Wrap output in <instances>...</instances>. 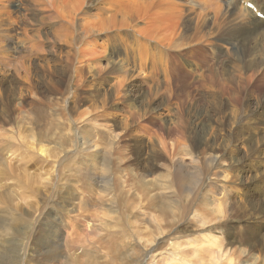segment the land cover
I'll return each instance as SVG.
<instances>
[{
    "label": "rangeland",
    "instance_id": "1",
    "mask_svg": "<svg viewBox=\"0 0 264 264\" xmlns=\"http://www.w3.org/2000/svg\"><path fill=\"white\" fill-rule=\"evenodd\" d=\"M232 2L0 0V250L21 242L11 229H32L21 264H53L40 255L44 218L75 244L102 236L100 247L73 245L81 264H149L155 255L152 264H193L190 251L208 235L245 251L239 264H264V65L243 64L240 94L229 91L238 48L226 39L243 24ZM202 161L211 168L191 190L158 189L190 184L177 172ZM153 194L162 204L169 195L175 215L162 236ZM71 197L88 206L80 223L63 207ZM68 248L58 264H79ZM182 252L187 262L171 259Z\"/></svg>",
    "mask_w": 264,
    "mask_h": 264
},
{
    "label": "bare ground",
    "instance_id": "2",
    "mask_svg": "<svg viewBox=\"0 0 264 264\" xmlns=\"http://www.w3.org/2000/svg\"><path fill=\"white\" fill-rule=\"evenodd\" d=\"M77 1V0H76ZM81 1V0H80ZM83 3L85 0H82ZM233 2L231 3V7L232 10L235 11L236 9H239V12L241 14V17L243 18L242 20L239 19V21L241 20L243 22V24L241 26H239L241 29L236 30L232 35H228L226 41L228 42L227 45L231 46L233 49L234 48H238L235 56L233 57L234 60V67L232 69V71L234 73H238V75L236 77L233 76V85H228L229 86V91L232 92L233 95L238 96L240 94L239 90L237 89V87H235L236 84H238V87H243V83L245 81V74H239L238 69L242 72H244V67L243 64H245L246 62L249 61V64H246L245 69L249 70H253L254 72H257V68L259 66V63L264 65V28L262 29V27H264V20L261 19H257L256 17V13L260 12V7L264 8V3L262 2V0H232ZM236 1V2H235ZM242 1V2H241ZM235 3L237 5H235ZM238 3L240 4V6L238 5ZM208 4V3H207ZM206 4V5H207ZM249 6H246V5ZM205 5V4H204ZM217 5V4H216ZM213 6V5H212ZM239 6V7H237ZM210 7V6H209ZM161 8V7H160ZM206 8V6H205ZM239 14V15H240ZM264 14V13H263ZM98 21H102L99 20ZM97 21V22H98ZM122 22V21H121ZM96 23V22H95ZM99 25V23H97ZM101 24V23H100ZM239 24V22H238ZM104 25V24H103ZM102 25V26H103ZM110 25V24H109ZM240 25V24H239ZM113 26V25H112ZM238 26V25H237ZM238 27V28H239ZM104 28V27H103ZM105 28H108V25L105 26ZM217 29V28H216ZM220 29V28H219ZM231 29V28H230ZM228 30V28H227ZM235 30V29H233ZM231 31V30H230ZM233 32V31H232ZM235 44H237L235 46ZM241 57V58H238ZM228 62V61H227ZM231 64L230 62H228L227 65ZM238 64V65H237ZM240 66V67H239ZM144 69V68H143ZM231 73V72H229ZM214 74V73H213ZM218 74V73H217ZM225 75V74H224ZM241 75V76H240ZM254 76V75H253ZM232 78V76H231ZM248 78V77H247ZM251 79V76H249L248 80L249 81ZM229 80V79H228ZM223 86V84H222ZM216 94V93H215ZM219 103V102H218ZM217 120V119H216ZM206 122V121H205ZM218 122V121H217ZM258 122L264 124V118L261 116L260 114V108H259V119ZM257 122V124H258ZM211 125V124H210ZM242 126V124H241ZM204 128V121H199V123L196 125L195 127V131L199 132V135L202 133ZM254 128L250 126V129ZM248 129V128H247ZM243 130V129H242ZM240 131V130H239ZM242 134V133H241ZM236 135V134H235ZM14 140V139H13ZM5 141V140H4ZM8 141V140H7ZM18 141V140H17ZM72 141V140H71ZM235 142V141H234ZM32 144V143H31ZM248 144V143H247ZM263 145H259V147H262ZM205 147V146H204ZM209 147V146H208ZM251 148V147H250ZM37 149V148H36ZM45 149V148H44ZM38 153L42 154L45 157H49L48 155V151L47 150H43L42 147H39L36 150ZM251 152V151H250ZM184 153V152H183ZM192 154V153H191ZM60 155V154H59ZM187 156V154H186ZM189 156V155H188ZM97 157V156H96ZM95 157V158H96ZM100 157V156H99ZM102 157V156H101ZM194 157V156H193ZM54 158V157H53ZM44 159V157H43ZM49 159V158H48ZM47 159V160H48ZM107 159V158H106ZM189 159V158H188ZM105 160V157L104 159ZM56 161V159H55ZM207 163V162H206ZM198 164L200 165L199 167H197L196 169L191 170L192 172H177L178 177H180L181 179H189L191 181L190 184H183L180 187H174L171 186L170 183L168 182H159L157 184V186L159 187L158 189L161 188V190H169L174 192H177L178 190H180V192H184V189H189L191 190L197 183L198 180L200 178H203L205 176L204 170H210V168H208L209 166H207L203 161L202 162H198ZM211 165V164H210ZM181 168V167H180ZM186 170V169H185ZM212 170V169H211ZM183 171V170H182ZM224 171V170H223ZM45 175V174H44ZM109 174H107V170H104V176H108ZM50 176L53 177V173L50 172ZM106 178H109L106 177ZM105 179V178H104ZM104 179L102 178L100 180V183L98 182V184L102 185L103 189L105 190V194L108 192V194H110L112 192L111 188L109 187V183L107 181H104ZM61 180V179H60ZM44 181V180H43ZM45 181H48V179L45 177ZM152 182V181H151ZM150 182V184H151ZM155 182V181H154ZM153 183V182H152ZM48 184V183H47ZM170 184V185H168ZM143 185L144 188H146L145 186V180L143 181ZM188 185V186H187ZM154 186V185H153ZM186 186V187H185ZM197 186V185H196ZM119 188V187H117ZM154 189V187H152ZM151 189V188H150ZM148 189V190H150ZM147 190V189H146ZM147 190V191H148ZM182 190V191H181ZM184 190V191H183ZM145 191V190H143ZM57 192V191H56ZM151 192V190H150ZM179 192V193H180ZM188 192V191H187ZM185 193V192H184ZM85 194V193H84ZM89 194V193H88ZM114 194V193H113ZM122 197V193H120ZM125 194V193H124ZM147 195V192L145 193ZM189 194V193H188ZM116 195V194H115ZM114 195V196H115ZM84 196V195H83ZM118 196V195H117ZM86 197H89L86 195ZM113 197V196H112ZM53 198V197H52ZM83 198V197H82ZM119 198V197H118ZM118 198L117 201H118ZM166 200L167 202H169V195H166ZM110 199V198H109ZM112 201H108L107 204L110 205L111 208H113L115 206V202L114 199L112 198ZM74 200H76V198H66V200L64 201V205L63 207L65 208V211L67 213L73 214L76 216V221H79V223L81 222L83 216L85 215V208H88V206L86 204L81 205L82 203H85V201L82 199V201H78L80 202L79 204H75L77 202L74 203ZM89 201V200H88ZM149 202V201H148ZM152 202V203H150ZM150 202L147 204L148 207L150 209L155 210L156 212L162 214V216L160 218H156L157 220L154 221V226L152 225V227L155 229L156 232H159V234H161L160 236L163 235L162 233V226L164 227H168L170 226L171 223H173V218H175V215L173 212L169 211L170 209V205L165 202V204L160 203L159 201L156 200L155 195H152V198H150ZM155 202V203H154ZM88 203V202H87ZM119 203V201H118ZM117 203V204H118ZM130 204V202H127ZM171 205H173V202H170ZM119 205V204H118ZM175 205V204H174ZM179 205V204H178ZM177 205V206H178ZM125 206V205H124ZM128 206V205H127ZM132 206V205H129ZM128 206V207H129ZM122 207V206H121ZM136 207V205H135ZM120 208V207H119ZM118 208V209H119ZM147 208V207H146ZM126 209V208H125ZM175 209V208H174ZM102 211V209H100ZM106 212V209H103ZM177 210V209H176ZM42 211V210H41ZM40 211V212H41ZM76 211V212H75ZM154 211V212H155ZM109 212H112L111 209H109ZM108 212V213H109ZM131 212V211H130ZM76 213V214H74ZM107 213V212H106ZM117 213V211H116ZM132 213H133V208H132ZM134 214V213H133ZM40 214H38L37 216H39ZM47 215H49V213H47ZM36 218V217H35ZM117 221H120L122 218H120V216L117 215ZM167 218H170V220H167ZM130 219V218H129ZM36 219H33V221H35ZM40 219H38L37 221H39ZM44 225H43V229L42 231L39 232L43 234L44 236V242L42 244V249L44 252L40 253V255H43V261H47V260H51L53 264H58V259L60 257H62V253L64 251V249L69 246L70 248H68L67 251V258H70L71 261L72 260H78V263L81 264V259H80V255H76V250L73 248V245L79 244L81 247H83V244H86L87 242V248H90L93 244H99V247L101 245V242L103 240L102 236L100 235L99 237H96L95 239H90L88 238V232L87 234H84V240H78L75 244V241L73 240H69L71 239L69 236H67L66 238H63L62 236H60V232H56L54 231L55 229V225L53 224L52 221L46 219V221H44V218H42V220ZM172 221V222H171ZM220 221V220H219ZM221 222L218 224L220 225ZM102 226H105L104 224H101ZM176 225V224H175ZM17 227V226H16ZM85 227L86 229H91L93 230L94 227L96 228V226H94L93 224L90 225V223L88 221H85ZM7 227H3L0 223V232L3 231L5 232ZM216 227L215 226H208L207 228H204L206 231L210 232L213 231ZM203 229V230H204ZM23 230L25 231H17L15 232L14 229H11V234L12 235H20L22 237L21 242H13L11 241V238H9L10 240L8 242H6L4 244V247H2V250H0V264H21V257L23 254H20L21 252L24 251V244L25 241H23L24 239H27V236L29 234V231H31L30 229L27 230V228H23ZM20 232V234H19ZM161 232V233H160ZM168 232V231H167ZM158 234V233H157ZM213 234V233H212ZM69 235V233H68ZM148 235V234H147ZM208 235V234H207ZM7 236H9V233L7 234ZM153 236V235H152ZM212 236V235H211ZM210 235L208 236H204V238L206 240H202V243H198L197 245L193 246V249L190 251V253H192V257L191 259H193V264H239L238 261L240 259V255L241 256H246L245 251H232L231 252V248H229V250L227 248H223L221 241L217 240V238L211 237ZM159 237V235L153 237L152 241L150 240H145L146 242L144 243L142 241V248L143 246L145 248L147 247H152L153 244H156V240ZM146 238V237H145ZM144 238V239H145ZM148 238V237H147ZM146 238V239H147ZM162 238V237H161ZM159 238V239H161ZM149 239V238H148ZM142 240V239H141ZM224 241V240H223ZM1 243V242H0ZM147 244V245H146ZM191 244V243H190ZM141 245V244H140ZM204 245V246H203ZM79 246V248H81ZM189 246V245H188ZM11 249V251H10ZM86 250V249H84ZM84 250L82 251L83 256H84ZM10 251L9 255L8 252ZM137 252V251H135ZM143 252V251H142ZM221 252V253H220ZM146 253V252H145ZM214 253H216L217 255L215 256ZM142 254V253H141ZM134 255V254H133ZM181 256H178L177 253L174 254L173 256H171V259L173 258H178L183 260V263L187 262L186 257L188 255V253H184L182 252V254L180 253ZM190 255V254H189ZM156 256V255H155ZM152 256V260L151 262H153L154 257ZM248 256V255H247ZM249 256L251 257L252 255L249 254ZM82 257V256H81ZM141 257V256H140ZM249 257V258H250ZM140 259V258H139ZM135 262V264H138V260ZM170 259V260H171ZM177 259V260H179ZM169 260V261H170ZM181 260V261H182ZM190 260V259H189ZM251 260V258H250ZM174 261V260H173ZM245 261V260H244ZM149 264H152V263ZM179 262V261H178ZM177 262V263H178ZM189 262V261H188ZM191 262V261H190ZM173 263V262H172ZM140 264V263H139ZM175 264V263H174ZM180 264V262H179ZM190 264V263H187Z\"/></svg>",
    "mask_w": 264,
    "mask_h": 264
}]
</instances>
